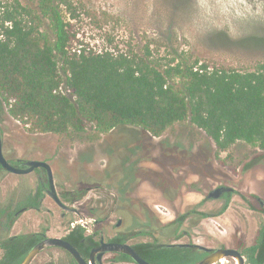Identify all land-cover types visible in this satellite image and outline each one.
<instances>
[{"label":"rangeland","instance_id":"rangeland-1","mask_svg":"<svg viewBox=\"0 0 264 264\" xmlns=\"http://www.w3.org/2000/svg\"><path fill=\"white\" fill-rule=\"evenodd\" d=\"M37 1L0 0V4H19L37 13ZM53 1L66 25L69 54H74V49L131 52L142 57L148 48L150 60L163 66L185 60L188 65L196 62L194 67L204 64L209 68L248 71L264 64V0ZM40 30L49 32L47 19L42 18ZM59 73L63 79L62 71ZM0 112L7 116L1 100ZM5 118L10 122L7 132L16 152L24 157L32 151L58 157L51 161L58 189L62 182L80 183L81 176V184L92 187L109 182L124 186L127 178L128 189H136L138 198L171 200L177 191L194 187L192 183L197 179L193 173L205 168L244 193L254 206H258L251 197L254 194L264 201V151L238 142L215 156L212 142L188 122L174 124L160 137L130 127L100 135L88 131L86 135L74 136L37 135ZM206 156L211 163H205ZM123 157L126 159L122 162ZM17 180L8 175L4 190ZM197 199L195 194L187 196L189 202ZM215 207L212 205V210ZM221 220L226 226V232L222 231L226 240L237 231L252 240L255 225L262 219L258 212L250 213L240 207L235 197L227 215L218 222Z\"/></svg>","mask_w":264,"mask_h":264},{"label":"trees","instance_id":"trees-1","mask_svg":"<svg viewBox=\"0 0 264 264\" xmlns=\"http://www.w3.org/2000/svg\"><path fill=\"white\" fill-rule=\"evenodd\" d=\"M36 12L0 4V99L30 133L100 135L130 127L160 137L188 122L217 153L238 142L264 151L263 63L248 71L194 67L185 60L163 66L150 60L148 48L142 57L69 54L58 5L38 0ZM42 18L49 32L40 30ZM40 197L39 188L26 206L37 208ZM5 212L14 213L0 214ZM257 247L264 249V226Z\"/></svg>","mask_w":264,"mask_h":264},{"label":"flooded vegetation","instance_id":"flooded-vegetation-1","mask_svg":"<svg viewBox=\"0 0 264 264\" xmlns=\"http://www.w3.org/2000/svg\"><path fill=\"white\" fill-rule=\"evenodd\" d=\"M1 102L7 115L0 112L3 158L18 169L26 168L25 163L29 161L48 164L55 198L42 167L26 174H15L0 165V211H14L11 217L6 212L0 214V264H22L32 249L47 239L68 243L75 249L79 260L69 250L52 245L38 250L28 264H139L126 253L107 249L113 244L130 247L148 264H198L211 260L215 252L222 250L232 252L209 264H264V249L257 247L264 226V201L255 194L251 197L258 206L205 168L193 173L197 179L192 183L194 187L177 191L171 200L138 198L136 189H128L127 178L124 186L109 182L92 187L81 184V176L80 183L67 185L62 182L58 189L51 164L58 157L54 153L47 155L34 151L24 157L16 152V145L11 144L7 132L10 122L5 117L25 128L28 126L14 120L8 114L6 104ZM129 152L130 156L134 153ZM125 159L123 157L122 162ZM205 159V163H211L209 156ZM8 175L18 180L4 190L3 183ZM132 177L134 180L135 176ZM26 178H29L28 182H24ZM131 181L129 177L128 182ZM39 188L41 197L36 200L39 206H26L27 197L35 196ZM216 188L229 190L217 197H209ZM190 194L199 196V199L189 202L187 196ZM235 197L240 207L261 215L262 220L257 221L252 240L238 231L229 240L222 236L226 226L224 228L222 220L218 221L227 215ZM214 204L216 207L212 210Z\"/></svg>","mask_w":264,"mask_h":264},{"label":"water","instance_id":"water-1","mask_svg":"<svg viewBox=\"0 0 264 264\" xmlns=\"http://www.w3.org/2000/svg\"><path fill=\"white\" fill-rule=\"evenodd\" d=\"M0 165L4 169H6L7 171L15 173V174H26V173L31 172L34 168L42 167L46 171L49 186H50V189L52 190L51 194L53 195V193H52L53 192L52 174H51V169H50L49 165L44 163V162L29 161V162L25 163L26 168H24V169H18V168L11 167L5 161V159L2 156L1 137H0ZM228 190H229L228 188H216L215 190H213L209 193V197H217L219 193H222V192L228 191ZM53 197L55 198L54 195H53ZM52 245L61 246L65 249L69 250L77 258V260H79V256L75 252V249L72 246H70L68 243L61 241V240H58V239H47V240L42 241L38 245H36L32 249V251L29 253V255L27 256V258L24 260V262L22 264H28L29 261L31 260V258L35 255V253L38 250H40L41 248L46 247V246H52ZM107 249L126 253V254L130 255L131 258L134 259L139 264H148V263L144 262L142 259H140L138 257V255L130 247H128L126 245H121V244L108 245ZM231 252L232 251H229V250L217 251V252H215L216 254H214L212 256L211 260L200 262L198 264H209V263L215 261L216 259H218L220 257L230 255Z\"/></svg>","mask_w":264,"mask_h":264},{"label":"built area","instance_id":"built-area-1","mask_svg":"<svg viewBox=\"0 0 264 264\" xmlns=\"http://www.w3.org/2000/svg\"><path fill=\"white\" fill-rule=\"evenodd\" d=\"M72 51H73V53H76V52H77L76 54H79L81 50H74V49H73ZM75 51H76V52H75ZM95 53H96V52H95ZM101 53H102V52H99V53H97V54H101ZM63 79H64V77H63Z\"/></svg>","mask_w":264,"mask_h":264}]
</instances>
